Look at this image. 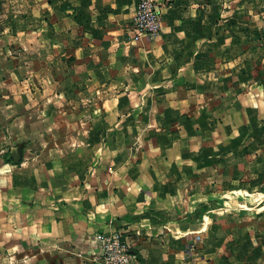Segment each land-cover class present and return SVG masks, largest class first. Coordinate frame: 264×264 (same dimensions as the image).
Segmentation results:
<instances>
[{"label":"crops","instance_id":"obj_1","mask_svg":"<svg viewBox=\"0 0 264 264\" xmlns=\"http://www.w3.org/2000/svg\"><path fill=\"white\" fill-rule=\"evenodd\" d=\"M0 0V264H264V0Z\"/></svg>","mask_w":264,"mask_h":264},{"label":"built area","instance_id":"obj_2","mask_svg":"<svg viewBox=\"0 0 264 264\" xmlns=\"http://www.w3.org/2000/svg\"><path fill=\"white\" fill-rule=\"evenodd\" d=\"M171 0H138L132 15V38L142 35H156L162 26V9L169 6ZM100 256L104 264H127L131 258V249L123 232L113 230L108 233L97 232L95 235Z\"/></svg>","mask_w":264,"mask_h":264}]
</instances>
